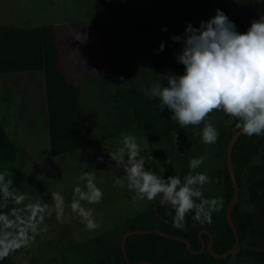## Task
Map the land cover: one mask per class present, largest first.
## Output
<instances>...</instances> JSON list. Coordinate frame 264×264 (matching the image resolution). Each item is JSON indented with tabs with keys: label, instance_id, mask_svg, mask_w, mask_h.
Listing matches in <instances>:
<instances>
[{
	"label": "rangeland",
	"instance_id": "rangeland-1",
	"mask_svg": "<svg viewBox=\"0 0 264 264\" xmlns=\"http://www.w3.org/2000/svg\"><path fill=\"white\" fill-rule=\"evenodd\" d=\"M217 8L226 14L232 10L228 0H222L207 19L215 15ZM165 14L170 10L165 8ZM163 20L148 0H0V25L54 26L61 67L67 80L78 86L91 135L87 147L53 156L43 72L0 74V118L17 149V165L23 178L20 208L22 220L28 223L7 246L10 263L96 264L110 246L108 235L113 230L130 215L160 202L159 197L133 202L135 189L130 190L125 180L127 155L119 165L110 155L121 146V134L130 133L136 136L141 154L152 156L146 159L145 168L163 176L152 147L135 125L129 130H115L119 108L110 97L123 87L147 92L151 77L158 75L157 69L164 75L171 72L159 65L162 52L156 51L162 41L166 45L162 32L168 24L163 26ZM189 145L186 137L180 142L179 152L173 153L181 155ZM153 147L170 150L165 143ZM211 151V144H207L205 159L198 167L209 177L202 187L204 196L212 180L219 177V170L213 169L219 160L211 159ZM85 172L93 173L94 183L103 192L98 203L81 201L100 225L92 230L85 228L82 218L70 207L75 186L87 191L86 180L82 179ZM177 175L183 181L184 176ZM55 192L64 198L62 213L55 207ZM242 203L248 204L247 199L243 198ZM230 264L251 263L235 252Z\"/></svg>",
	"mask_w": 264,
	"mask_h": 264
},
{
	"label": "trees",
	"instance_id": "trees-1",
	"mask_svg": "<svg viewBox=\"0 0 264 264\" xmlns=\"http://www.w3.org/2000/svg\"><path fill=\"white\" fill-rule=\"evenodd\" d=\"M220 1L222 0H148L155 13L163 17V26L168 24V30L162 32V38L166 40L165 50L159 57L162 68L166 66L174 74L183 73L184 66L174 55L182 51L183 43L173 42L169 37L174 34L183 35L188 22L198 26L201 20L209 17V13ZM228 3L232 10L227 15L236 23L240 32L247 31L252 20L264 14V0H228ZM165 8L170 10V14H165ZM53 30L52 25L33 28L0 25V74L43 72L50 151L53 156H60L87 147L91 143V135L88 114L81 103L78 86L67 80L61 67ZM157 72L158 75L154 74L151 81L164 79L160 76L164 75V71L157 69ZM110 98L119 108L120 119L115 124V130H129L132 129L131 125H135L152 147L165 178L177 173L185 176L192 172L189 168L192 157H205L207 144L201 139L203 121L198 126L179 127L170 119L171 110L165 108L160 111L159 100L138 88H117ZM205 120L214 123L218 131L216 142L211 143L210 157L213 161L219 160V165L213 167L219 170V177L212 180L210 191L207 190L208 193L203 196L222 197L221 210L212 213L210 222L203 223L194 220L193 212H189L181 229L173 226L172 207L155 203L146 211H138L127 217L108 235L111 244L100 254L102 256L96 264H127L122 250L124 235L131 231L149 230H160L168 235L184 238L196 251L202 247V238L206 248L202 253L194 254L189 251L186 243L177 239L158 234L131 235L125 245L130 264L144 261L152 264H230L231 256L215 258L209 253L207 245L210 241L209 233L213 237L212 250L217 254L226 253L235 243L234 232L226 219V208L234 192L227 169L226 153L230 140L239 130L222 111L213 110ZM181 130L185 132L190 145L178 155L173 151H178L176 138ZM156 143H165L172 154L164 148H154ZM232 160L240 187L239 199L232 210V219L240 239L237 252L251 264H264V135L249 137L242 134L235 143ZM179 168L181 169L178 170ZM0 170L6 171L8 178L13 180L11 194L6 198L0 196V264H12L6 257L7 246L28 223L22 220L20 199H17V195L23 194L17 149L1 118ZM193 170H196L193 174L202 172L200 168ZM243 198L247 199L248 204L242 203ZM120 212L122 210L118 213ZM202 230L207 232L199 237ZM17 247L20 251V245Z\"/></svg>",
	"mask_w": 264,
	"mask_h": 264
},
{
	"label": "clouds",
	"instance_id": "clouds-1",
	"mask_svg": "<svg viewBox=\"0 0 264 264\" xmlns=\"http://www.w3.org/2000/svg\"><path fill=\"white\" fill-rule=\"evenodd\" d=\"M169 38L183 43L182 51L174 55L184 66V71L182 74L169 72L160 75L163 80L149 82L147 94L159 100V110H171L170 119L181 128L198 126L203 121L201 139L204 144L214 143L218 138L215 126L205 120L213 110L222 111L240 134L264 135V14L253 19L247 31L240 32L236 23L217 8L214 16L201 20L198 26L188 22L183 35L174 34ZM165 46L162 41L156 51L163 52ZM121 135V146L110 155L118 165L127 155L125 180L130 190L135 189L133 202L159 197L161 204L172 207L173 226L181 229L189 212H193L194 220L203 223L210 222L212 213L221 210L222 197L207 198L202 194L203 185L209 181L207 173L189 172L183 181L179 175L165 178L145 168L146 159L151 160L152 156L141 154L136 136ZM204 159V156L192 157L189 168H198ZM82 179L86 180L87 191L75 186L70 207L82 218L85 228L92 230L100 225L94 220L92 210L84 207L81 201L98 203L103 192L94 183L93 173L85 172ZM12 184L7 172L0 170V196L8 197ZM76 194H79L78 198ZM52 196L57 211L62 213L63 196L59 192ZM22 198L17 195V199Z\"/></svg>",
	"mask_w": 264,
	"mask_h": 264
},
{
	"label": "water",
	"instance_id": "water-1",
	"mask_svg": "<svg viewBox=\"0 0 264 264\" xmlns=\"http://www.w3.org/2000/svg\"><path fill=\"white\" fill-rule=\"evenodd\" d=\"M242 134H240V132L238 131L233 137L232 139L230 140L229 142V145L227 147V153H226V164H227V169L229 171V175H230V178H231V182H232V186H233V196L232 198L230 199L228 205H227V208H226V219L228 221V224L230 225L231 229L233 230L234 232V236H235V243H234V246L229 250L227 251L226 253L224 254H217L215 253L213 250H212V243H213V237L211 236V234L209 233V237H210V241L207 245V249L209 251V253L215 257V258H227L229 256H231L232 254H234L235 252H237L238 248H239V245H240V239H239V235H238V232L236 230V227L234 225V222H233V219H232V210H233V207L235 205V203L238 201L239 199V193H240V187L238 185V182H237V178H236V174H235V171H234V167H233V160H232V155H233V150H234V146H235V143L237 141V139L241 136ZM186 140V136L184 135V133L181 131L177 134V138H176V142H177V145L179 147L180 145V142L181 141H184ZM203 232H206V230H203L199 235L201 237L202 233ZM144 234H158V235H161V236H164V237H167V238H171V239H177V240H180L184 243H186V245L188 246V249L189 251H191L192 253L194 254H199V253H202L203 250L206 248V245L204 243V241H202V247L199 251H196L192 248L191 244L185 240L184 238H181V237H175V236H171V235H168L160 230H149V231H131V232H128L124 235L123 239H122V250H123V253H124V257H125V261L127 264H130V261H129V258H128V254H127V251H126V240L129 236L131 235H144ZM139 264H152L150 262H141Z\"/></svg>",
	"mask_w": 264,
	"mask_h": 264
},
{
	"label": "flooded vegetation",
	"instance_id": "flooded-vegetation-1",
	"mask_svg": "<svg viewBox=\"0 0 264 264\" xmlns=\"http://www.w3.org/2000/svg\"><path fill=\"white\" fill-rule=\"evenodd\" d=\"M178 147V146H177ZM158 205H161L160 204V202L158 203V202H156ZM200 232H202V231H200ZM200 232H199V234H200ZM199 237H200V235H199ZM144 262H148V261H144Z\"/></svg>",
	"mask_w": 264,
	"mask_h": 264
}]
</instances>
